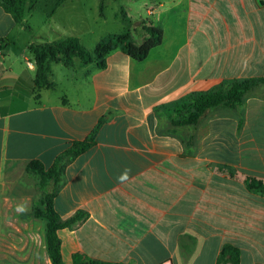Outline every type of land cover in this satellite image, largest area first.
<instances>
[{
    "label": "crops",
    "instance_id": "0c3cea01",
    "mask_svg": "<svg viewBox=\"0 0 264 264\" xmlns=\"http://www.w3.org/2000/svg\"><path fill=\"white\" fill-rule=\"evenodd\" d=\"M145 9L164 39L144 62L118 49L103 70L53 64L54 87L25 93L36 75L31 43L9 52L18 24L0 7L9 43L0 56V264H52L35 213L44 194L28 165L48 168L91 135L54 198L64 222L87 214L58 231L64 264L75 255L217 264L226 246L239 249V264H264V194L248 187L264 183V86L239 109L211 110L196 126L173 123L189 95L264 78V3L148 0Z\"/></svg>",
    "mask_w": 264,
    "mask_h": 264
},
{
    "label": "trees",
    "instance_id": "16d2710c",
    "mask_svg": "<svg viewBox=\"0 0 264 264\" xmlns=\"http://www.w3.org/2000/svg\"><path fill=\"white\" fill-rule=\"evenodd\" d=\"M42 0H0V7L11 15L17 24L23 23L26 18L36 9ZM264 3V0H262ZM145 39L137 44L126 34L115 35L108 40L101 41L95 50H89L78 37H66L53 42L32 43L30 52L36 66V75L30 90L20 86L26 82L20 79L18 87L25 93L51 89L53 64H63L65 67H73L76 61L83 65H94L98 70L107 67V58L114 51L120 49L136 62H144L150 52L161 46L164 33L161 29L153 26H144ZM8 41L0 38V56L7 49ZM264 86V78L241 79L223 84L208 92L192 94L182 99V111L178 119L173 121L177 126H196L204 119L211 110L218 108L239 109L244 103L246 96L256 88ZM95 134V132H94ZM95 143V136L91 135L84 142H76L58 157L52 166L46 167L41 161L35 160L28 165V172L35 176L38 186L44 194L40 209L35 213L46 223V240L48 253L52 264H64L61 252V240L58 231L66 227H74L87 218L85 213H77L68 221H62L54 208V198L62 187L64 174L68 164L80 154L89 150ZM250 190L264 194V183L251 179L248 182ZM240 251L233 246H226L222 250L217 264H239ZM74 264H112L95 261L80 255L74 256Z\"/></svg>",
    "mask_w": 264,
    "mask_h": 264
},
{
    "label": "rangeland",
    "instance_id": "374dc122",
    "mask_svg": "<svg viewBox=\"0 0 264 264\" xmlns=\"http://www.w3.org/2000/svg\"><path fill=\"white\" fill-rule=\"evenodd\" d=\"M130 1L44 0L41 10L34 11L27 22L18 24L15 47H10L9 52L23 50L28 42L42 43L66 37H78L93 51L101 41L126 33L141 44L146 34L144 26L151 20L145 9L148 0ZM25 53L30 55L28 50Z\"/></svg>",
    "mask_w": 264,
    "mask_h": 264
},
{
    "label": "built area",
    "instance_id": "2783aa9c",
    "mask_svg": "<svg viewBox=\"0 0 264 264\" xmlns=\"http://www.w3.org/2000/svg\"><path fill=\"white\" fill-rule=\"evenodd\" d=\"M153 10H154V8L149 9V14H152L153 13Z\"/></svg>",
    "mask_w": 264,
    "mask_h": 264
}]
</instances>
